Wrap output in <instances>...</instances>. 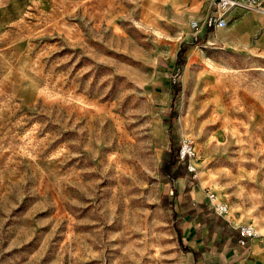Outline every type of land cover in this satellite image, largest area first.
I'll use <instances>...</instances> for the list:
<instances>
[{
    "label": "rangeland",
    "instance_id": "374dc122",
    "mask_svg": "<svg viewBox=\"0 0 264 264\" xmlns=\"http://www.w3.org/2000/svg\"><path fill=\"white\" fill-rule=\"evenodd\" d=\"M212 10L0 0V264H188L161 205L183 138L204 193L264 240V33L212 30Z\"/></svg>",
    "mask_w": 264,
    "mask_h": 264
},
{
    "label": "crops",
    "instance_id": "0c3cea01",
    "mask_svg": "<svg viewBox=\"0 0 264 264\" xmlns=\"http://www.w3.org/2000/svg\"><path fill=\"white\" fill-rule=\"evenodd\" d=\"M212 8L206 19L217 14L211 2ZM227 15L230 19L235 18L249 31L264 33V12L235 7ZM229 34L221 33L220 36L226 38L233 35ZM169 159L170 156H165L160 168L166 187L161 205L172 213L171 222L177 229L179 240L187 249L188 264H264V240L253 238L247 245L241 246L238 225L229 223L215 213L203 187L192 178L186 165L177 160L172 173L162 170L163 162Z\"/></svg>",
    "mask_w": 264,
    "mask_h": 264
},
{
    "label": "built area",
    "instance_id": "2783aa9c",
    "mask_svg": "<svg viewBox=\"0 0 264 264\" xmlns=\"http://www.w3.org/2000/svg\"><path fill=\"white\" fill-rule=\"evenodd\" d=\"M217 11L216 15L209 16L204 23L207 27H219L226 26L228 21L225 15L227 12L235 7H245L247 9H254L260 12H264V0H210ZM198 21L191 23L192 28L199 27ZM195 40H197V32L194 33ZM196 156V149L194 142L190 138H183L179 147V161L186 163L188 171L191 173L193 179L198 178V168L192 163L193 158ZM208 203L215 211L216 214L225 218L229 223H233L230 217L229 205L221 201L216 193L208 190L207 192ZM240 233L239 244L241 246L247 245L249 240L260 236L258 229L251 224H240L237 226Z\"/></svg>",
    "mask_w": 264,
    "mask_h": 264
},
{
    "label": "trees",
    "instance_id": "16d2710c",
    "mask_svg": "<svg viewBox=\"0 0 264 264\" xmlns=\"http://www.w3.org/2000/svg\"><path fill=\"white\" fill-rule=\"evenodd\" d=\"M212 29H213V27H212ZM187 51H188V49L186 47H183L179 51V55H178V59H177V63H178L179 66L183 65V61H184L183 58H184L185 54L187 53ZM169 156L171 157V159H169L168 161L163 162L162 170L166 171V172H168L170 174V173H172V168L174 167L175 162L177 160L179 161V150L176 151L175 153L170 151L169 152Z\"/></svg>",
    "mask_w": 264,
    "mask_h": 264
},
{
    "label": "bare ground",
    "instance_id": "6f19581e",
    "mask_svg": "<svg viewBox=\"0 0 264 264\" xmlns=\"http://www.w3.org/2000/svg\"><path fill=\"white\" fill-rule=\"evenodd\" d=\"M218 28H224V27H222V26H219Z\"/></svg>",
    "mask_w": 264,
    "mask_h": 264
}]
</instances>
